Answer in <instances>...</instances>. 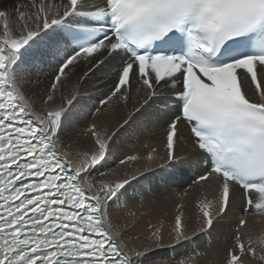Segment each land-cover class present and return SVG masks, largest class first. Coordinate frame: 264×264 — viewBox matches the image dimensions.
Returning a JSON list of instances; mask_svg holds the SVG:
<instances>
[{
	"label": "snow or ice",
	"instance_id": "obj_1",
	"mask_svg": "<svg viewBox=\"0 0 264 264\" xmlns=\"http://www.w3.org/2000/svg\"><path fill=\"white\" fill-rule=\"evenodd\" d=\"M87 84L126 115L64 139ZM237 209L217 264H264V0H0V264H202Z\"/></svg>",
	"mask_w": 264,
	"mask_h": 264
},
{
	"label": "bare ground",
	"instance_id": "obj_2",
	"mask_svg": "<svg viewBox=\"0 0 264 264\" xmlns=\"http://www.w3.org/2000/svg\"><path fill=\"white\" fill-rule=\"evenodd\" d=\"M85 88L89 90L91 96L93 97V100L89 105V107L92 109V112H88L86 110L83 114V118H81L79 122L74 126V128L63 137L64 139H67L68 136L74 137L77 133H79L83 128L92 123L94 120L98 123H102L108 126L110 129L114 128L121 117L123 115H126V113L121 110H117L115 112H105L103 109L101 110V113L93 115L92 113L95 112V108L99 107L97 98L102 97L103 94L92 90L90 84L85 85ZM143 127L144 126L138 119L132 127L119 133L118 143L123 146L125 151L134 150L139 146L140 141H143L147 138L146 134L142 131ZM115 155L119 156L120 153H116ZM105 167H112V164L109 163ZM189 174L178 178L167 188H159L151 191L147 187H141L139 185L135 186L134 188H129L128 191L125 192L121 197V201L131 200L133 197H135V200L137 202L143 199L145 204H148L154 199H159L161 210L166 209L170 214L173 206V200L171 198L178 196L184 190V188H186L187 184H185V181L186 178L189 177ZM193 197L194 193L186 197L185 200L190 202ZM158 214L159 213H157V215ZM240 216L241 213L239 209H237L236 213L234 215H230L228 218L222 221L210 236H205L197 241V246L202 251L208 252V255L203 258L202 264H217V261H222L223 249L227 246L230 240L231 233L235 228ZM153 219L155 220V216H153ZM249 227L252 228L255 233L258 232L261 227H264V225L255 223L254 221L250 220Z\"/></svg>",
	"mask_w": 264,
	"mask_h": 264
}]
</instances>
